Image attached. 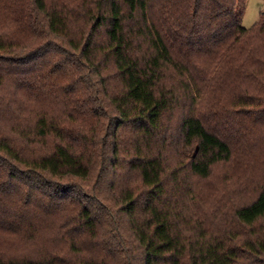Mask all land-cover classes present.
I'll list each match as a JSON object with an SVG mask.
<instances>
[{"label":"trees","instance_id":"1","mask_svg":"<svg viewBox=\"0 0 264 264\" xmlns=\"http://www.w3.org/2000/svg\"><path fill=\"white\" fill-rule=\"evenodd\" d=\"M0 0V264H264V11Z\"/></svg>","mask_w":264,"mask_h":264},{"label":"rangeland","instance_id":"2","mask_svg":"<svg viewBox=\"0 0 264 264\" xmlns=\"http://www.w3.org/2000/svg\"><path fill=\"white\" fill-rule=\"evenodd\" d=\"M264 11V0H247V7L243 16L244 27H251L259 20L261 12Z\"/></svg>","mask_w":264,"mask_h":264}]
</instances>
